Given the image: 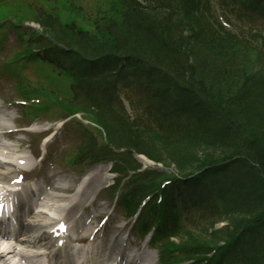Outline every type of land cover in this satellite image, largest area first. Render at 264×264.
Returning <instances> with one entry per match:
<instances>
[{
	"label": "trees",
	"instance_id": "obj_1",
	"mask_svg": "<svg viewBox=\"0 0 264 264\" xmlns=\"http://www.w3.org/2000/svg\"><path fill=\"white\" fill-rule=\"evenodd\" d=\"M194 6L191 0L138 2L135 0L130 5L120 6L117 14L115 8L110 7L108 11L101 10L92 18L95 28L92 35L76 31L70 24L65 27V31L72 34L67 36L62 28L47 23L49 16H40L37 19L49 26L47 28L56 41L69 43L83 55L102 57L112 67L124 61L121 69H108L103 80L100 81V78L86 83L84 86L86 93L102 95V102L114 100L119 78L138 77L143 81L145 90L150 89L156 96L167 97L174 106L184 107L193 104L213 110L220 118L219 123L223 125V132L218 136L221 138L218 141H224L223 153L221 142L218 144L211 142L212 151L205 150L204 157L196 156L193 160L187 153L191 149L207 147L209 144L204 140L194 138L192 141L188 137V144L161 140L156 135L147 136L118 110L112 114L96 112L93 119L105 131L108 145H105L99 154L85 148V151L81 152L84 157L93 160L103 157L113 159L114 170L125 174L128 170H135L139 165L131 156V151L144 152L165 164L171 161L169 158L175 159L176 162H173L183 175L201 168H204V174L215 175L233 166V162H230L216 167L218 160L242 153L245 159L235 161L242 163L243 167L231 173H236L239 178L237 185L246 186V189L250 190L247 192L253 197V199L247 197L246 211L251 214L248 222L264 227V118L261 114L253 113V109L248 110L251 102L249 97L246 101L243 94L248 81L255 73L248 74L244 70V65H238L232 72L237 73L232 79L224 73L226 70L223 66L222 70H219V78L213 82V79L202 75L197 63L190 62L194 50L190 36L183 34V29L186 27L184 20L191 17ZM213 41L216 42L214 39ZM220 53L222 54L221 51ZM229 85L233 88L227 87ZM254 93L261 94L254 97L257 100L256 104L264 107L262 88L259 86ZM79 104L90 108L82 101ZM77 108L81 107L74 106L73 109ZM227 134L230 136H226ZM94 144L95 141L90 147ZM217 147L219 152L216 153ZM119 148H125L126 151L114 152ZM197 178L183 181L165 172L154 171L135 174L129 179L125 191L121 194L120 204L128 214H131L141 199L150 196L141 211L140 224L147 229L150 222L145 218L155 223L158 221L153 238L155 240L161 238L160 241L163 243L161 249L168 252L167 256L174 252L172 257H167L170 262L193 259L190 264H231L226 258L230 247H233L230 241L234 231L231 232L228 227L209 233L204 228L199 229L197 233H192L189 229L183 231L180 205L172 197L170 190L167 191L175 185L179 187L180 184L199 186L201 182ZM164 179L170 180V184L161 188L160 183ZM209 185L217 186L216 180H209ZM229 217L232 226L235 223L241 227L240 219L235 216ZM179 227L182 228V235ZM177 231L180 236L179 243L169 239V235L176 234ZM221 239L225 241L223 244H219ZM245 246H250L252 256L258 259L251 264H264V234H250ZM245 246H242V250ZM212 248L215 249V253L208 257L207 253Z\"/></svg>",
	"mask_w": 264,
	"mask_h": 264
},
{
	"label": "rangeland",
	"instance_id": "obj_2",
	"mask_svg": "<svg viewBox=\"0 0 264 264\" xmlns=\"http://www.w3.org/2000/svg\"><path fill=\"white\" fill-rule=\"evenodd\" d=\"M38 1L43 2L46 0H38ZM75 1L79 4L81 3V4L88 5V6H92L98 0H78V1L75 0ZM26 2L33 3L31 0H26ZM119 2L120 1L118 0L117 1L107 0L106 4L104 3H101V4L106 6L109 3L117 4ZM18 9L20 10V8H16L15 11L19 12ZM217 9L218 11H220L221 9H223V7L222 8L217 7ZM227 11H229V13L231 14L233 28L235 27L238 30L252 28V29H255L256 31H260V35L262 36V38L258 37L254 41V45L261 47V45H258V44H261L262 41H264V13L261 14L257 12L254 14L253 17L250 16V18H248L239 12L236 13L235 11L234 12L231 11L230 8H228ZM13 12L14 11H12V13ZM23 14L26 15L27 12H22V15ZM209 30L215 35L220 36V31L215 30L210 25H209ZM6 33L7 34H6L5 40L2 42V45H0V57L5 56L10 51L11 47L13 48V50L15 48L13 44L14 35L11 34V30H8ZM212 33H210V35L214 36ZM193 49L195 50V52L192 56V60L198 64V66L200 67V71L202 72V75L213 79L212 80L213 82L219 78V74H220L219 70L220 69L222 70L223 66H225V70H226L224 73H226L228 76L234 79L233 75L237 74V73L232 74L234 69L238 65H243V64L245 65L246 63L250 61L247 55H249L250 58L254 60L253 56H255L254 54L257 53L254 46L249 47L247 44L246 45L244 44V50H246L244 51L242 48H240L241 49L240 50L239 47H235L234 43L232 42L216 43L213 40H207L206 42H203V41L200 42L199 40L198 41L195 40L193 43ZM220 51L222 52V54L220 53ZM2 83L5 88L6 82H2ZM227 87L233 88L232 85H229ZM125 98H126L125 99L126 103L130 106L129 112L132 116H137L140 113H144V112H141L143 108L147 111L150 110L153 118L157 121H161L160 124H162L164 128L169 127L174 137L178 136L180 131L182 130L181 123L182 122L188 123V120H189L188 117L194 116V115H189V114L196 113L193 110H191L189 113L185 115H182L181 113H175L172 115L171 118H166V119L161 120V119H158L157 117H154L156 116L155 114L158 113L160 105L158 103L148 101L144 97V95L135 87H133L127 92V95L125 96ZM13 116H14L13 117L14 120L12 121L14 125L15 126L21 125V121L18 118V115L14 114ZM42 121L39 120L37 122L39 126L35 127L33 125V128L34 129H45L46 127L50 126L52 131L55 132V134L53 137H51L50 142L46 143V146L48 145V149L51 148L52 151L50 150L51 152L50 155L48 154L47 158L42 162V165L39 166L40 172L45 173L47 176H50V175L52 176L54 172H58L60 173L62 180L66 178V182H65L66 184H71L72 186H76V184L79 183L80 175L83 169L79 167V168H73V170H70V167L67 165V163L65 162V159L62 156L69 155L71 149H73L74 145L78 143L77 142L78 139L76 137L77 134L76 133L73 134L72 131H71L72 133L65 132L64 126H61L60 128H58V122L49 123L45 121L44 119H42ZM22 123L25 124L26 122L22 120ZM226 136H230V135L227 134ZM16 139H28V136L26 134H24V136L16 135ZM29 139L31 140V138ZM42 146H43L42 143L38 144L39 152ZM205 150L212 151V149L208 146L207 147L201 146V148L191 149V151L187 154L190 155L191 156L190 158L194 160L196 156L198 158L204 157ZM207 154L209 155L210 153H207ZM168 160L176 162L175 159L169 158ZM36 171H38V167L36 168ZM99 175L100 174H98L97 176ZM69 178L70 179L72 178V179L69 181ZM96 182H97V179L93 180L92 183L89 185V188H92ZM109 183L110 181L107 182L106 184L102 182L100 185L101 186L104 184L108 185ZM96 189L97 187L93 188V191L91 192L92 194L90 196H87V198L84 200L85 202H83L85 204V205L83 204V206L85 208L87 206L90 207L89 209L93 210L92 214H95L96 218H98L99 215L100 214L102 215L103 213L109 214L108 221H110L112 224L113 234L117 235L119 234V231H121V233H125L124 237L127 236L131 242L134 241V244L137 245V248L140 251L143 250L144 249L143 246L144 244H147V242H145L142 237L138 236L136 232L134 231V229L130 228L129 223L125 224V221L123 220L121 216L122 213L120 212V210H118L117 206L113 204L111 195L107 194L104 187L99 192H97ZM241 191L242 193L245 194L246 189L241 190ZM65 195L70 196L71 193H67ZM66 202L67 201H64V204ZM81 208L82 206L81 207L78 206L75 209H77V211H81ZM220 225H222V223H218V226ZM130 233L132 235H129ZM146 246L148 247V244ZM150 253H151L150 255L155 258L156 254H154L152 251H150Z\"/></svg>",
	"mask_w": 264,
	"mask_h": 264
},
{
	"label": "bare ground",
	"instance_id": "obj_3",
	"mask_svg": "<svg viewBox=\"0 0 264 264\" xmlns=\"http://www.w3.org/2000/svg\"><path fill=\"white\" fill-rule=\"evenodd\" d=\"M2 111H3V109H0V126H4L6 124V118H7V113L2 112ZM0 150L5 151L7 153L12 152L10 145L3 144V143H0ZM96 170L99 171L100 177L94 175V176L88 178L87 181L85 180L86 182L85 181L82 182V183L85 182L86 184L83 186L81 191H79V192H77V194H75V201L72 204H70V206H68L70 208L66 207V208H68V209H66L64 207L63 208L59 207V208H57L58 210L57 209L52 210V208L51 207L49 208V206H48L50 204L49 201H51V200H49V201L47 200L45 207H43L42 210H40V211L33 210L32 215L29 217L30 219L27 220V224H28L27 227H29L30 229L33 230L32 234L30 235L33 238V241H32L33 245H35V246H41L42 245L41 243H39V240L37 238L39 232L46 234L47 237H49V235H51V233H49V227L48 226L49 225L53 226L56 223V221H57L56 217L58 218V217H61V215H62V217L65 218L66 216L71 215V213L73 215L74 214L73 209L77 205H79L83 200H85L87 198V196L91 193V190L94 187L99 188V184L101 183V181L104 183L107 180H109V176L107 174V169L105 167L99 166L96 168ZM96 178H97V182L94 184V186L92 188H89V185ZM1 179H2V177L0 174V180ZM62 197L63 196H61V200L64 199ZM47 207H48V209H47ZM79 236H83V237L86 236L85 231L81 232L79 234ZM20 242L25 244L24 238H21ZM9 249L10 248L7 246L2 247V250H9ZM7 255H9L7 257V259H10L12 261V264H25L26 257L31 256L30 251H27L26 249L18 250L15 247L12 248L11 252H7ZM3 257H4V254L0 251V264H9L7 261H5V259ZM145 261H146L145 262L146 264H153L152 258H150L149 255L147 256V259H145ZM140 263H141L140 259L136 258L134 260L133 264H140Z\"/></svg>",
	"mask_w": 264,
	"mask_h": 264
}]
</instances>
